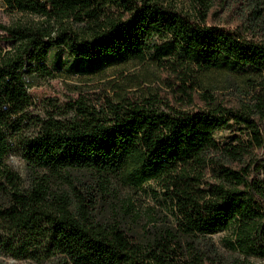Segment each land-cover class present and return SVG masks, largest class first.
<instances>
[{"label":"trees","instance_id":"16d2710c","mask_svg":"<svg viewBox=\"0 0 264 264\" xmlns=\"http://www.w3.org/2000/svg\"><path fill=\"white\" fill-rule=\"evenodd\" d=\"M192 1L204 11L212 2ZM253 1L249 14L258 19L257 7L264 1ZM0 3L9 13L37 19L0 25L9 44V49H0V194L6 199L0 203V223L6 236L10 231L27 233L26 244L44 258L54 257L57 264H223L216 253H209L208 244L200 245L205 237L235 226L239 247L264 260V187L248 178L244 167L233 170L219 155L212 156L248 154L239 144L215 141L214 134L230 123L251 131V146L262 145L264 43L207 25L205 14L200 18L183 14L165 0ZM56 49L92 64L155 62L182 82L191 73H226L245 82L258 81L262 89L255 91L254 110L227 107L209 94L202 108L167 112L152 101L120 93L114 101L99 97V110L80 97L69 106L68 117L56 113L38 118L32 134L22 138L23 158L32 176L28 188H23L3 158L29 120L28 89L57 77L47 66ZM88 70L84 72L94 74L96 69ZM180 91L192 98L185 88ZM208 168L230 187L208 183L200 188V173ZM40 173L59 177L123 173L138 185L163 182L178 213L177 233L165 229L147 233L142 240L118 223L94 222V202L75 189L73 200L62 193L50 203L46 177ZM179 236L188 245L183 261Z\"/></svg>","mask_w":264,"mask_h":264},{"label":"rangeland","instance_id":"374dc122","mask_svg":"<svg viewBox=\"0 0 264 264\" xmlns=\"http://www.w3.org/2000/svg\"><path fill=\"white\" fill-rule=\"evenodd\" d=\"M165 4L192 17L200 18V15L205 14L207 25L224 27L236 31L247 39L264 43V4L257 7L261 9V16H257L260 17L258 19L249 14L255 4L253 0H212L207 11L192 0H165ZM33 21L37 19L28 15L9 13L0 3V25L25 24ZM0 49H9L1 29ZM102 63L104 64V61L95 64L76 61L61 49L51 52L47 66L57 77L40 80L36 86L28 89L27 94L32 103L29 120L25 122L21 137L12 141L11 150L3 158V163L18 176V183L23 188H28L32 176L23 158L22 138L32 134L33 122L38 118L56 113L61 118L68 117L69 106L80 97H84V102L90 105L91 109L99 110L100 103L102 104V100H98L99 97L104 95L114 101L115 95L120 93L134 100L152 101L154 107L167 112L170 108L183 110L202 108L203 99L209 94L227 107L254 110L255 91L262 89L258 81L245 82L226 73L204 75L191 73V77L182 82L183 78L179 79L169 69L161 68L151 61L142 64L115 63L112 66ZM88 67L96 69L94 74L84 72V70L89 71ZM98 70L101 72L95 74ZM181 87L185 88L191 99L180 91ZM250 133L251 131L245 126L230 123L228 127L214 134L215 141L223 145L239 144L248 151V154L243 157H230L224 153L212 156L219 155L224 164L233 170L244 167L247 177L260 182L264 187V135L261 131L262 145L257 147L253 142L252 146L248 143L252 138ZM214 174L209 168L202 171L199 176L200 184L197 183L200 188L208 183L230 187L228 183L217 179ZM40 175L46 177L45 187L50 203H53L55 196L62 193L73 200L75 192L73 189L86 199L92 200L94 209L91 215L94 222L118 223L142 240L148 235L147 233L151 234L155 231L168 229L177 233L178 213L163 182L153 180L138 185L123 173L103 177L83 173L69 177L48 173H40ZM256 200L261 203V199L256 198ZM5 201L4 195L0 194V203ZM2 227L0 223V237L4 235L1 240H6V246L0 247V264H57L54 257L44 258L40 250L35 251L30 244H26L27 233L10 231L6 236ZM9 236L14 239H7ZM179 239L183 261L188 245L183 237L179 236ZM205 244L209 245V253H216L223 264L233 262L264 264V260L239 247L235 226L205 237L200 247L203 248Z\"/></svg>","mask_w":264,"mask_h":264}]
</instances>
